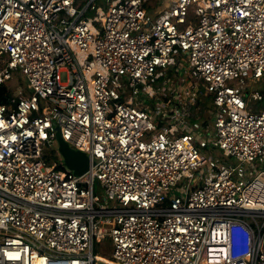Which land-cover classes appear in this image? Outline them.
<instances>
[{
  "label": "built area",
  "instance_id": "2783aa9c",
  "mask_svg": "<svg viewBox=\"0 0 264 264\" xmlns=\"http://www.w3.org/2000/svg\"><path fill=\"white\" fill-rule=\"evenodd\" d=\"M161 4L0 0V86L25 80L0 104V264H264V113L243 90L264 73V0ZM173 77L194 85L161 116L135 99ZM201 84L208 144L234 162L186 129ZM54 124L89 155L83 175L44 158Z\"/></svg>",
  "mask_w": 264,
  "mask_h": 264
},
{
  "label": "rangeland",
  "instance_id": "374dc122",
  "mask_svg": "<svg viewBox=\"0 0 264 264\" xmlns=\"http://www.w3.org/2000/svg\"><path fill=\"white\" fill-rule=\"evenodd\" d=\"M163 0H144V3L147 2V4L149 5V9L148 12H151L155 9L158 8H162V2ZM3 64V60L0 59V65ZM166 74L168 75V71L166 72ZM174 77L172 79H165V81L161 82V81H157L154 83L153 86H151V94H145V92L143 90H141V93L138 94L135 99L137 101H140V103L147 107V110L153 115V116H157L163 114L162 108L165 107L166 104H168L171 101L170 98V94H171V90H175V85L177 88H191L194 85V82L192 81H187L185 82V84L180 83L177 84L175 83L176 81L173 80ZM67 80V74L65 71H62L60 73V81L61 82H66ZM25 80L24 77L20 74L19 70H13L12 73V79L7 83L10 87L11 90H15L19 85L22 86L23 88H25ZM235 83V81H234ZM176 88V89H177ZM200 89L202 91L205 92V94H207L208 92H210V90L206 87V85L201 84L200 85ZM243 90H244V95L245 98H248V96L253 93V92H264V81H259V82H255L254 84H252L250 87H247L245 85V83L243 82ZM206 96V95H205ZM200 96V98L204 101L205 104H209L210 100L208 99V96ZM126 98V95L124 97V99ZM206 105L205 108H208ZM261 106H264V101H261L260 103ZM210 110L208 111H204L203 108L201 109H197L193 110V109H189L186 114H185V120L188 122V125L186 126V129L188 131H190V125L191 122H194V120L196 118H200L203 120H210ZM205 121V122H206ZM185 122V121H184ZM202 122V121H199ZM212 130V123L209 121V123H207L206 126H202L200 128V132L201 136L196 137V145L202 150V152L204 153L205 156H213L215 159H221V160H225L227 159L230 162H234V159L232 157H226L223 155V152L218 150V149H214L211 148L210 144H208V138L210 136ZM192 133L196 134V130L192 131ZM43 154H44V158L48 161L49 164L51 165H56L57 163V157L55 155L54 150L51 148V146H46V148H44L43 150ZM94 192L95 194L100 198V202L103 205H108V207H113L118 206L116 203L108 201L107 203H105L104 200V191L103 189L100 188V186L98 184L95 185L94 188ZM95 252L97 253H101L104 256H109L110 252H111V243L110 240L104 239L101 243L96 244L95 245ZM95 264H104L102 262H96Z\"/></svg>",
  "mask_w": 264,
  "mask_h": 264
},
{
  "label": "water",
  "instance_id": "95a60500",
  "mask_svg": "<svg viewBox=\"0 0 264 264\" xmlns=\"http://www.w3.org/2000/svg\"><path fill=\"white\" fill-rule=\"evenodd\" d=\"M53 127L55 132L54 152L58 166L77 177L86 173L91 164L89 155L69 146L61 138L59 126L54 124ZM92 163L94 164L95 160Z\"/></svg>",
  "mask_w": 264,
  "mask_h": 264
},
{
  "label": "bare ground",
  "instance_id": "6f19581e",
  "mask_svg": "<svg viewBox=\"0 0 264 264\" xmlns=\"http://www.w3.org/2000/svg\"><path fill=\"white\" fill-rule=\"evenodd\" d=\"M264 81V73L257 79V82ZM256 82V83H257ZM261 101H264L263 95L259 92L251 93L246 100V109L249 112L264 113V106H261Z\"/></svg>",
  "mask_w": 264,
  "mask_h": 264
},
{
  "label": "trees",
  "instance_id": "16d2710c",
  "mask_svg": "<svg viewBox=\"0 0 264 264\" xmlns=\"http://www.w3.org/2000/svg\"><path fill=\"white\" fill-rule=\"evenodd\" d=\"M144 7H146V9H149V5L147 4V2L144 3ZM168 73L170 74V71H168ZM11 91H12L11 87L8 84L4 86H0V104H7V103H11L12 101H14V98L11 95ZM259 93L262 94L264 98V92L261 91ZM199 103L203 105L205 104L204 102L202 103L201 100H199ZM58 168L61 169L60 166H58Z\"/></svg>",
  "mask_w": 264,
  "mask_h": 264
},
{
  "label": "crops",
  "instance_id": "0c3cea01",
  "mask_svg": "<svg viewBox=\"0 0 264 264\" xmlns=\"http://www.w3.org/2000/svg\"><path fill=\"white\" fill-rule=\"evenodd\" d=\"M208 96V99L210 100V103L207 105V104H201V103H199V99L197 100V102H196V107H194V110H196V108L197 109H201V108H203V110L204 111H208V110H210V118H211V116H212V104H211V99H210V96L207 94L205 97H207ZM200 100H201V102L203 103L204 101V99L202 100L201 98H200ZM206 105H207V107L208 108H205L206 107ZM195 120H197V121H202V125L203 126H206L207 125V123H209V121L210 120H203V119H200V118H196ZM206 121V122H205ZM211 122V121H210Z\"/></svg>",
  "mask_w": 264,
  "mask_h": 264
}]
</instances>
